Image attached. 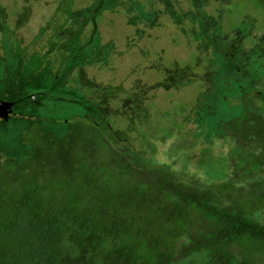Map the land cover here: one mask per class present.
I'll use <instances>...</instances> for the list:
<instances>
[{
    "label": "rangeland",
    "instance_id": "374dc122",
    "mask_svg": "<svg viewBox=\"0 0 264 264\" xmlns=\"http://www.w3.org/2000/svg\"><path fill=\"white\" fill-rule=\"evenodd\" d=\"M0 100L16 112L4 128L21 159L0 146V172L14 179L29 157L72 175L85 162L99 182L133 183L113 148L201 190L236 189L264 178L253 147L221 128L245 109L264 112V5L0 0ZM30 101L36 104L25 111ZM226 192L235 199L225 191L223 201ZM65 242L64 264H100L94 254L108 241Z\"/></svg>",
    "mask_w": 264,
    "mask_h": 264
},
{
    "label": "trees",
    "instance_id": "16d2710c",
    "mask_svg": "<svg viewBox=\"0 0 264 264\" xmlns=\"http://www.w3.org/2000/svg\"><path fill=\"white\" fill-rule=\"evenodd\" d=\"M10 118L0 123V146L19 160L18 141L4 128ZM221 128L253 147L264 175V112L245 109ZM111 150L133 183L99 182L74 151L70 158L81 165L73 175L59 165L39 168L29 157L19 178L0 172V264H64L68 236L107 240L94 254L100 264H264V178L201 190ZM225 191L236 192L235 199L226 192L223 201Z\"/></svg>",
    "mask_w": 264,
    "mask_h": 264
},
{
    "label": "water",
    "instance_id": "95a60500",
    "mask_svg": "<svg viewBox=\"0 0 264 264\" xmlns=\"http://www.w3.org/2000/svg\"><path fill=\"white\" fill-rule=\"evenodd\" d=\"M13 102L1 101L0 102V119H7L10 116L11 107Z\"/></svg>",
    "mask_w": 264,
    "mask_h": 264
},
{
    "label": "flooded vegetation",
    "instance_id": "af4514ba",
    "mask_svg": "<svg viewBox=\"0 0 264 264\" xmlns=\"http://www.w3.org/2000/svg\"><path fill=\"white\" fill-rule=\"evenodd\" d=\"M1 101H3V100H0V102ZM13 107H14V104L12 105ZM11 114H10V116L7 118V119H9L10 117H13V116H15L16 114H15V111H13V109L11 110V112H10ZM2 119V118H1ZM6 119V120H7ZM2 120H5V119H2Z\"/></svg>",
    "mask_w": 264,
    "mask_h": 264
}]
</instances>
